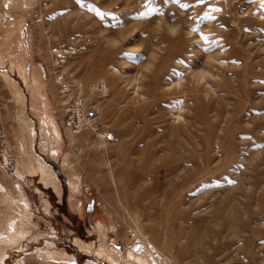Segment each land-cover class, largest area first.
<instances>
[{
	"label": "rangeland",
	"instance_id": "obj_1",
	"mask_svg": "<svg viewBox=\"0 0 264 264\" xmlns=\"http://www.w3.org/2000/svg\"><path fill=\"white\" fill-rule=\"evenodd\" d=\"M14 1L0 0V175L25 195L31 219L0 264H140L131 249L151 264H264V2ZM22 55L43 74L37 103ZM192 67L214 75L203 82ZM12 79L35 121L30 152L52 165L60 192L24 168ZM99 82L107 135L67 134L62 102ZM41 102L60 129L57 153ZM137 227L157 238H135Z\"/></svg>",
	"mask_w": 264,
	"mask_h": 264
},
{
	"label": "bare ground",
	"instance_id": "obj_2",
	"mask_svg": "<svg viewBox=\"0 0 264 264\" xmlns=\"http://www.w3.org/2000/svg\"><path fill=\"white\" fill-rule=\"evenodd\" d=\"M12 1H14V0H12ZM261 1L264 2V0H261ZM23 3H24V0H23ZM14 4H15V1H14ZM263 6H264V4H263ZM258 13H259L258 14V19H260V18L264 19V9L260 10ZM2 22H3V20H2ZM20 22H22V21L20 20ZM13 28H14V26H13ZM8 33L10 34L11 30H9ZM3 34H4V32H3ZM6 36H3L4 40L7 39ZM19 37H21V36H19ZM16 38H17V36H16ZM10 42H11V40H10ZM0 43H1V41H0ZM4 46H6V45H4ZM11 46H13V45H11ZM8 47H10V46L8 45ZM18 53L20 54V52H18ZM15 54H14V56H15ZM188 56H190V53H189ZM220 56H221L220 54L216 53L215 55H212L211 58L213 59V61H215L217 63L218 61H220V62L222 61V60H220L221 59ZM0 57H2L1 51H0ZM18 58H19L18 56H15V58H13V60H12V64L13 65L16 64V62H17L16 60H18ZM187 59L185 58L186 61H184V60H182V61H184L186 63L189 60V59L188 60ZM197 61L198 60H196V62ZM179 62H178V64H179ZM223 62H225V61H223ZM18 64H19L18 65V69H19L20 73L22 74L25 83H27V84L33 83L34 102L37 103V99L43 98V92H42V88H43V81H42L43 80V74L41 72L39 73V71H37L38 69L36 67H34L32 75L29 76L28 73H27V68H26V64H25V60H24L23 55L20 57V60H19ZM183 64L184 63H181L180 65H183ZM191 64H193V63H191ZM192 73H193L194 76H196L197 78L201 79L203 82L210 81L208 79V76H213L214 75L213 71L209 70L206 67H192ZM174 76H175V74L173 75V77ZM61 78H62V76H61ZM170 78H172V77H170ZM170 78L165 80V81L168 82L169 80H171ZM174 78L177 80L176 77H174ZM184 80H185V77H184L183 81ZM183 81H182V79H180V81L179 80L175 81V83L174 82L173 83L170 82L168 87H169V89L170 88L172 89V87L174 88V86H180V85L182 86ZM10 82H11L10 84H12V86L15 89L14 92H16V94L18 96L19 105H20L19 116H20L21 121H22L21 122V131H22V135H23V136L21 135L22 136L21 150H22V155H23L24 168L32 176H35V175L40 176L41 182H43L46 186L52 187L56 191L60 192V190H61L60 180L58 178L57 173L53 170L52 165L50 163L44 161L43 158L41 156H39V155L36 158V162L34 161V157H33L32 153L30 152V149H29V146H28V140L26 139V137H24V134L26 133V131H28L30 133V136L32 137V140L34 139V137H35V127H34L35 121L31 117L27 116L25 108L22 107L23 103L26 100L25 92L18 85V82L15 79H12V81H10ZM133 82L136 84V86L139 85L136 80H133ZM105 85H106V83H105ZM106 87H107V85H106ZM168 87H167V89H168ZM189 89H191V87ZM107 92H108V88H107ZM138 94H140V93H138ZM43 103H44V105L46 104V102H43ZM43 103H42V105L38 106L39 109L41 107L40 115H41L42 125H43V128H44L42 130V132L45 130L46 127H48V125L51 126L52 133H47L46 134V132L44 131V133H45L44 134V139H45V142H47L49 144V146L52 147V151L57 153L58 152V148H60V145H61L60 129L56 125H54L52 123L53 122V117H52L50 111H46V114H45V112L43 110L44 109ZM190 104H191V102H190ZM99 108H100V106H99ZM184 109H182V110L184 111ZM175 110L181 111V108L180 109H175ZM183 111H181V112H183ZM171 112H173V110ZM172 114H174V113H172ZM175 115H177V112H176ZM175 115H174L173 118H175ZM178 116H180L179 112H178ZM184 117H185V114H184ZM182 119H183V117H182ZM19 124H20V122H19ZM99 135L102 136V138H103L107 134L105 132H101ZM61 156H62V154H61ZM71 183H72L71 184L72 187L75 190H77L78 189L77 181L72 179ZM115 183H116V181H115ZM0 206H5L6 212H7V214H9V216L6 219L0 220V262H4V261L6 262V257L7 256L5 254L7 253L8 249H12L13 247L17 246V244H19L20 240L22 238H24V236L28 233V228L26 226V223L29 222L30 219H31V211L29 210V203H28V200L25 197V195L19 189H17V187L13 183H8V182L4 181L3 178L1 177V175H0ZM100 225H103V223L100 222ZM141 227H137V229H135V232H134L135 236L134 237L135 238L148 239L147 241H149L152 244V242L155 241V239L157 237L156 238L154 237L155 239H153L150 236H152V235L154 236L156 234L157 230L154 229L156 232L153 231L154 234H151L149 236L147 234V232L144 229H142ZM151 227L152 226H150V228ZM155 228H157V227H155ZM152 230L153 229H150V231H152ZM153 232H151V233H153ZM154 245H156V244H154ZM149 251H150V249H149ZM128 256L132 260H134L136 262H139L140 264H151V261H150L148 255H145V253L144 254H137L131 249V250L128 251Z\"/></svg>",
	"mask_w": 264,
	"mask_h": 264
},
{
	"label": "built area",
	"instance_id": "obj_3",
	"mask_svg": "<svg viewBox=\"0 0 264 264\" xmlns=\"http://www.w3.org/2000/svg\"><path fill=\"white\" fill-rule=\"evenodd\" d=\"M69 91L68 86L60 89L61 95ZM107 87L105 83H96L88 94L83 87L79 88L74 95L64 100L61 105L60 113L62 122L67 134L77 136L82 132L89 130L100 136L101 116L96 96L106 94Z\"/></svg>",
	"mask_w": 264,
	"mask_h": 264
},
{
	"label": "crops",
	"instance_id": "obj_4",
	"mask_svg": "<svg viewBox=\"0 0 264 264\" xmlns=\"http://www.w3.org/2000/svg\"><path fill=\"white\" fill-rule=\"evenodd\" d=\"M23 57H24V60H25V64H26V68H27V73H28V75L29 76H31L32 74L30 73V71H31V68H30V63L28 64L27 63V61H28V58H26L25 57V55H23ZM37 71H39V70H37ZM39 73H40V71H39ZM42 73V72H41ZM22 75V74H21ZM22 78H23V76H22ZM17 81V80H16ZM23 81H24V78H23ZM25 83V82H24ZM63 127V126H62Z\"/></svg>",
	"mask_w": 264,
	"mask_h": 264
},
{
	"label": "trees",
	"instance_id": "obj_5",
	"mask_svg": "<svg viewBox=\"0 0 264 264\" xmlns=\"http://www.w3.org/2000/svg\"><path fill=\"white\" fill-rule=\"evenodd\" d=\"M58 170V169H57Z\"/></svg>",
	"mask_w": 264,
	"mask_h": 264
}]
</instances>
